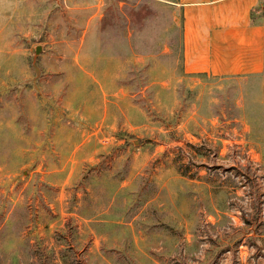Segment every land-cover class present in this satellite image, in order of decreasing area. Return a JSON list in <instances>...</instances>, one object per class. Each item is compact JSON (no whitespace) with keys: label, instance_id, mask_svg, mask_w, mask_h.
I'll use <instances>...</instances> for the list:
<instances>
[{"label":"rangeland","instance_id":"1","mask_svg":"<svg viewBox=\"0 0 264 264\" xmlns=\"http://www.w3.org/2000/svg\"><path fill=\"white\" fill-rule=\"evenodd\" d=\"M173 1L0 0V264H264L261 79Z\"/></svg>","mask_w":264,"mask_h":264},{"label":"crops","instance_id":"2","mask_svg":"<svg viewBox=\"0 0 264 264\" xmlns=\"http://www.w3.org/2000/svg\"><path fill=\"white\" fill-rule=\"evenodd\" d=\"M261 0H174L181 13L185 74L257 76L264 102V23Z\"/></svg>","mask_w":264,"mask_h":264},{"label":"water","instance_id":"3","mask_svg":"<svg viewBox=\"0 0 264 264\" xmlns=\"http://www.w3.org/2000/svg\"><path fill=\"white\" fill-rule=\"evenodd\" d=\"M40 50V46H36L35 52L37 53Z\"/></svg>","mask_w":264,"mask_h":264}]
</instances>
